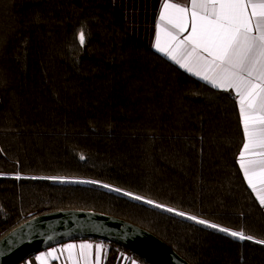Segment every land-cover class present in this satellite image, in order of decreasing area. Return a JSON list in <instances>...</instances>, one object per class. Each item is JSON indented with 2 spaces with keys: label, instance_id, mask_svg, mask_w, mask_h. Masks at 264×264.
Wrapping results in <instances>:
<instances>
[{
  "label": "trees",
  "instance_id": "trees-1",
  "mask_svg": "<svg viewBox=\"0 0 264 264\" xmlns=\"http://www.w3.org/2000/svg\"><path fill=\"white\" fill-rule=\"evenodd\" d=\"M151 2L0 0V238L44 213L88 210L147 230L189 264H264L255 242L264 210L238 164L236 98L154 51ZM130 5L152 13L148 42L130 28ZM102 243L103 264H148Z\"/></svg>",
  "mask_w": 264,
  "mask_h": 264
},
{
  "label": "snow or ice",
  "instance_id": "snow-or-ice-1",
  "mask_svg": "<svg viewBox=\"0 0 264 264\" xmlns=\"http://www.w3.org/2000/svg\"><path fill=\"white\" fill-rule=\"evenodd\" d=\"M155 27L153 48L157 52L212 88L233 92L237 97L244 136L239 165L249 187L264 205V0H189L187 5L162 0ZM77 39L83 47L86 42L83 29ZM80 159L85 157L81 155ZM124 195L142 199L127 192ZM144 202L163 207L150 200ZM175 214L185 216L183 212ZM186 218L241 241L253 239L194 216ZM63 251L68 252L72 264H101V245L95 246L94 261L91 243L67 244Z\"/></svg>",
  "mask_w": 264,
  "mask_h": 264
},
{
  "label": "water",
  "instance_id": "water-1",
  "mask_svg": "<svg viewBox=\"0 0 264 264\" xmlns=\"http://www.w3.org/2000/svg\"><path fill=\"white\" fill-rule=\"evenodd\" d=\"M96 239L121 246L148 264H189L170 246L126 220L88 210H57L18 225L0 238V264H20L68 241Z\"/></svg>",
  "mask_w": 264,
  "mask_h": 264
},
{
  "label": "crops",
  "instance_id": "crops-1",
  "mask_svg": "<svg viewBox=\"0 0 264 264\" xmlns=\"http://www.w3.org/2000/svg\"><path fill=\"white\" fill-rule=\"evenodd\" d=\"M170 2H178V3H181L183 5H187L188 2H189V0H170ZM161 3H162V0H158V4H159V7H158V15H159V10H160V7H161ZM157 19H158V16H157ZM156 22H157V20H156ZM155 26H156V23H155ZM155 35H156V27H155ZM154 42H155V36H154ZM154 42H153V44H154ZM154 51L157 52L155 49H154ZM157 53L160 54V55H162L159 52H157ZM162 56H164V55H162ZM164 57L167 58L166 56H164ZM188 74L191 75V76H193L190 73H188ZM193 77L196 78V79H198V80H200L198 77H195V76H193ZM200 81L201 82H204L202 80H200ZM209 86H211V85H209ZM230 93H232L234 95V97L236 98V100H237V97L235 96V94L233 92H230ZM238 164H239V160H238ZM239 167H240V165H239ZM241 172H242V170H241ZM242 174H243V172H242ZM244 180H245V178H244ZM245 182H246L247 186L249 187V185H248V183H247L246 180H245ZM259 187H260V185L257 184V189L258 190H259ZM250 190L252 191V193H253L256 201L258 202V204L264 210V205H261L260 202H259V200H258L257 192H254L251 188H250ZM82 243H91L93 245V261H94V254H95V246L96 245H101L102 246V259H101V264H103V262H104V256H105L106 251L108 249V245H106V244H104L102 242H99V241H94V240H73V241H68V242H65L63 244H59V245H56V246L47 248V249H45V250H43L41 252H38L32 258H29V259L23 261L20 264H72V262L69 260L68 252L67 251H63L64 246L67 245V244H75V245L78 246V245H80ZM53 250H55V251L53 252ZM50 252L53 253L52 256H49L48 255V253H50ZM75 252L77 253V256H78V253H79V248L78 247H77V249H75ZM38 257H40L41 259H37ZM123 260H125L127 262V264H139L136 260H134V259H132L131 257H128V256H123Z\"/></svg>",
  "mask_w": 264,
  "mask_h": 264
},
{
  "label": "rangeland",
  "instance_id": "rangeland-1",
  "mask_svg": "<svg viewBox=\"0 0 264 264\" xmlns=\"http://www.w3.org/2000/svg\"><path fill=\"white\" fill-rule=\"evenodd\" d=\"M149 1L153 2V9H155V7L158 4V0H149ZM116 3L120 4V2H116ZM137 5H139V4H137ZM132 8H133V6L130 5L127 7V10H125V12L128 16L127 18L129 21L130 28H131L132 32L139 39H141L144 42H148V39L151 36V30H152V23H151L152 13L151 12L143 13V11L141 9H140L141 10L140 12L131 11ZM74 180H78V179H74ZM122 193L124 194L125 192H122ZM128 197L131 198L130 196H128ZM141 201L144 202V200H142V199H141ZM149 205H151V204H149ZM162 208L165 209L168 207L163 206ZM174 212H178V211L175 210ZM187 216H190V215L185 214V216H182V217L186 218Z\"/></svg>",
  "mask_w": 264,
  "mask_h": 264
}]
</instances>
